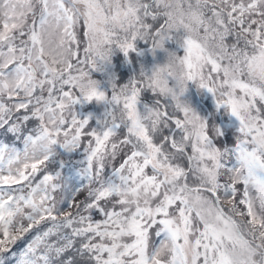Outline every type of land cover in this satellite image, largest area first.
I'll return each instance as SVG.
<instances>
[{
    "label": "snow or ice",
    "instance_id": "obj_1",
    "mask_svg": "<svg viewBox=\"0 0 264 264\" xmlns=\"http://www.w3.org/2000/svg\"><path fill=\"white\" fill-rule=\"evenodd\" d=\"M0 264H264V0H0Z\"/></svg>",
    "mask_w": 264,
    "mask_h": 264
}]
</instances>
